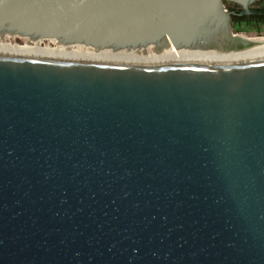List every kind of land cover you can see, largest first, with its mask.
Returning a JSON list of instances; mask_svg holds the SVG:
<instances>
[{"label":"water","instance_id":"water-1","mask_svg":"<svg viewBox=\"0 0 264 264\" xmlns=\"http://www.w3.org/2000/svg\"><path fill=\"white\" fill-rule=\"evenodd\" d=\"M222 1L0 0V31L238 40ZM0 264H264V56L0 52Z\"/></svg>","mask_w":264,"mask_h":264},{"label":"bare ground","instance_id":"bare-ground-1","mask_svg":"<svg viewBox=\"0 0 264 264\" xmlns=\"http://www.w3.org/2000/svg\"><path fill=\"white\" fill-rule=\"evenodd\" d=\"M224 8V7H223ZM227 14L226 9L224 8ZM214 26V27H213ZM210 31L206 32L208 42L202 46L174 47L168 37L135 47L114 49L111 46L96 47L84 42H68L60 37L20 35L28 40L24 44L12 43L5 36L18 35L3 29L0 31V52L68 58H93V59H160V60H187V59H227L249 58L264 56V37H247L238 34L240 39L226 40L224 24L212 23ZM209 28V27H207ZM14 37V36H13ZM227 38V37H226ZM48 40L49 44L42 45L41 41ZM246 40H252V45H244ZM54 43L53 45L50 43ZM149 44H152L149 46ZM241 45V47H239ZM151 47V48H150Z\"/></svg>","mask_w":264,"mask_h":264},{"label":"flooded vegetation","instance_id":"flooded-vegetation-1","mask_svg":"<svg viewBox=\"0 0 264 264\" xmlns=\"http://www.w3.org/2000/svg\"><path fill=\"white\" fill-rule=\"evenodd\" d=\"M256 0L255 2H257ZM254 2V3H255ZM253 4V3H252ZM251 4V9L256 11H263L260 14L248 13V14H238L241 10L239 7L238 12L232 14L235 16V20L231 23V30L234 33H239L241 35H246L245 33H254L255 35H259L264 29V1L258 6H253ZM247 37H252V35H246ZM264 37V35H262ZM257 38V37H253ZM260 44H264L262 40H256ZM184 48V47H182Z\"/></svg>","mask_w":264,"mask_h":264},{"label":"rangeland","instance_id":"rangeland-1","mask_svg":"<svg viewBox=\"0 0 264 264\" xmlns=\"http://www.w3.org/2000/svg\"><path fill=\"white\" fill-rule=\"evenodd\" d=\"M264 0H258L257 2L253 3L252 5L253 6H258L259 4H261ZM223 7L226 9L227 12H230V19H229V23L230 25L232 26V22L235 20V16H233L232 14L234 13H237L238 12V9H239V6L235 3H232L230 1H227V0H223ZM246 35H255L254 33H245ZM259 35H264V29L262 30L261 33H259ZM14 36V37H13ZM5 38L12 42V43H18V44H24L27 42V38L26 37H22L20 35H11V36H5ZM41 44L42 45H46V44H49V41L48 40H43L41 41ZM50 44H54V43H50ZM152 45V44H149V46ZM151 48V47H150Z\"/></svg>","mask_w":264,"mask_h":264}]
</instances>
